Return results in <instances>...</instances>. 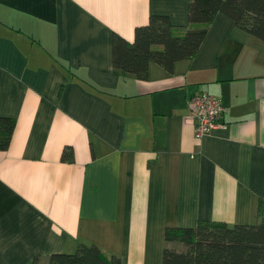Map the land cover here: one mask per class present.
<instances>
[{
	"label": "crops",
	"instance_id": "0c3cea01",
	"mask_svg": "<svg viewBox=\"0 0 264 264\" xmlns=\"http://www.w3.org/2000/svg\"><path fill=\"white\" fill-rule=\"evenodd\" d=\"M189 0H0V264L96 245L161 264L166 227L258 223L264 210V42L217 13L195 57L146 79L115 69L112 38L151 15L187 26ZM205 92L221 126L194 136ZM64 150L71 159L63 157Z\"/></svg>",
	"mask_w": 264,
	"mask_h": 264
},
{
	"label": "trees",
	"instance_id": "16d2710c",
	"mask_svg": "<svg viewBox=\"0 0 264 264\" xmlns=\"http://www.w3.org/2000/svg\"><path fill=\"white\" fill-rule=\"evenodd\" d=\"M219 12L264 42V0H189L185 27L151 15L145 25L135 28L132 41L114 35L113 66L137 79L147 78L149 63L171 72L175 62L195 57ZM13 125V120L0 119V150L8 146ZM62 155L71 159L70 151ZM259 215L261 221L251 224L199 221L193 227H166L161 264H264V210ZM46 264L123 263L117 256H105L96 245L79 244L73 253L51 254Z\"/></svg>",
	"mask_w": 264,
	"mask_h": 264
},
{
	"label": "built area",
	"instance_id": "2783aa9c",
	"mask_svg": "<svg viewBox=\"0 0 264 264\" xmlns=\"http://www.w3.org/2000/svg\"><path fill=\"white\" fill-rule=\"evenodd\" d=\"M189 121L194 126V136L204 137L209 130L221 126L224 107L219 99L205 93H195L187 100Z\"/></svg>",
	"mask_w": 264,
	"mask_h": 264
},
{
	"label": "rangeland",
	"instance_id": "374dc122",
	"mask_svg": "<svg viewBox=\"0 0 264 264\" xmlns=\"http://www.w3.org/2000/svg\"><path fill=\"white\" fill-rule=\"evenodd\" d=\"M262 217V216H261ZM169 244V246H172V245H174L175 243H168Z\"/></svg>",
	"mask_w": 264,
	"mask_h": 264
}]
</instances>
